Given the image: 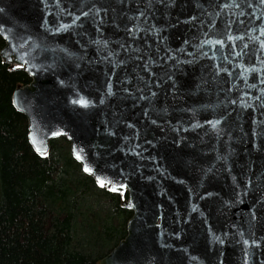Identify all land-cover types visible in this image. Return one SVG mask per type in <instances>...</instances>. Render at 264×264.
I'll return each instance as SVG.
<instances>
[{
    "label": "water",
    "instance_id": "obj_1",
    "mask_svg": "<svg viewBox=\"0 0 264 264\" xmlns=\"http://www.w3.org/2000/svg\"><path fill=\"white\" fill-rule=\"evenodd\" d=\"M0 37L33 151L126 195L94 264H264V0H0Z\"/></svg>",
    "mask_w": 264,
    "mask_h": 264
},
{
    "label": "trees",
    "instance_id": "obj_2",
    "mask_svg": "<svg viewBox=\"0 0 264 264\" xmlns=\"http://www.w3.org/2000/svg\"><path fill=\"white\" fill-rule=\"evenodd\" d=\"M27 82L0 58V264H94L125 235L126 195L99 188L62 137L49 141L45 158L33 151L11 103Z\"/></svg>",
    "mask_w": 264,
    "mask_h": 264
},
{
    "label": "snow or ice",
    "instance_id": "obj_3",
    "mask_svg": "<svg viewBox=\"0 0 264 264\" xmlns=\"http://www.w3.org/2000/svg\"><path fill=\"white\" fill-rule=\"evenodd\" d=\"M86 171H87V169H86ZM113 191H115V189H112Z\"/></svg>",
    "mask_w": 264,
    "mask_h": 264
}]
</instances>
